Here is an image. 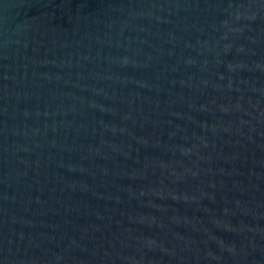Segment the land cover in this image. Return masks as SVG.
Masks as SVG:
<instances>
[{"label":"water","instance_id":"1","mask_svg":"<svg viewBox=\"0 0 264 264\" xmlns=\"http://www.w3.org/2000/svg\"><path fill=\"white\" fill-rule=\"evenodd\" d=\"M0 264H264V0H0Z\"/></svg>","mask_w":264,"mask_h":264}]
</instances>
